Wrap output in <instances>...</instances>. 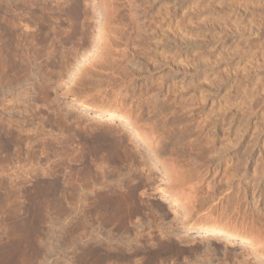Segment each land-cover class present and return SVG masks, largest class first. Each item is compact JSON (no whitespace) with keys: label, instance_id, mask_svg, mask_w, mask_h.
Listing matches in <instances>:
<instances>
[{"label":"rangeland","instance_id":"rangeland-1","mask_svg":"<svg viewBox=\"0 0 264 264\" xmlns=\"http://www.w3.org/2000/svg\"><path fill=\"white\" fill-rule=\"evenodd\" d=\"M187 219L264 247V0H0V264H264Z\"/></svg>","mask_w":264,"mask_h":264},{"label":"bare ground","instance_id":"bare-ground-1","mask_svg":"<svg viewBox=\"0 0 264 264\" xmlns=\"http://www.w3.org/2000/svg\"><path fill=\"white\" fill-rule=\"evenodd\" d=\"M111 9H112V12H111L110 19H113L116 16L115 15V6L111 5ZM101 40H102L105 47H109V43H108L107 39H105V37H102ZM124 54H125V52H124ZM210 77L211 76L209 75L204 80L205 81L204 87L207 89V91L204 92V91H200L199 89L196 91V93H195L196 95H194V97L196 98V105L207 106V105L211 104L210 99L212 98V92H211V85L210 84L212 82L210 83ZM211 80H212V78H211ZM200 84H202V83H200ZM199 88H200V86H199ZM167 92H169V91L167 90L166 93ZM194 97L192 96V98H194ZM78 104H81L83 107H86L90 111H93L99 118H102L103 120H107L111 124H116L118 127L123 129V133L129 135L132 140L136 139L137 137H140L148 144H154L155 143V140L150 135V132L144 130V128L140 129V128H137L133 125L128 124L126 122V120H124L117 113H114L111 110L99 107L96 104L89 103V102L83 101V100L78 101ZM209 110H210V112L212 111L211 107ZM208 116L209 115H207V117ZM206 121H205V124L206 125L209 124V122H206ZM200 130H201V132L204 130L207 131V133H206L207 135L205 136V140H206L207 144H210L212 146L213 143L211 144V140L213 141L214 136L212 135L211 129H209V128L207 129V126H206V127H203V130L202 129H200ZM214 140H215V138H214ZM162 163L164 165L166 172H168V170L170 168L173 171L175 170L173 174L171 173L170 176L168 175L170 177V180L168 182V188L171 191H173V192H170L169 195L174 196V194H175V195H178L179 198H181L182 193L180 192V189H181V184L184 181L182 178L183 176L180 175L179 171H177L175 164H173L172 162L170 163L167 161V162H162ZM167 192L168 191H163L164 195L160 197L159 203L165 205L169 209H172L173 208V201L175 200V202L176 201L180 202V199L173 197L174 199L172 201V199H169L168 197L165 196L166 194H168ZM184 199H186V198H184ZM184 209L187 212L189 211L188 207H185ZM173 211L177 214V209H174ZM188 215L189 214H187V216H186L187 218H188ZM186 222L189 223L197 231H205V233H207L208 235H211V236H221V237H223V239H225L227 241L234 242L233 243L234 245L240 246L243 249V251L251 252L253 254L255 253L256 255H259L260 257H262V259L264 260V247L259 242H257L256 240H253L251 238L244 239L242 236L241 237L236 236L228 228L222 226L218 222L193 221V219H190V220L187 219Z\"/></svg>","mask_w":264,"mask_h":264}]
</instances>
